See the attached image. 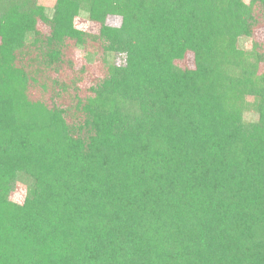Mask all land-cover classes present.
I'll use <instances>...</instances> for the list:
<instances>
[{
  "label": "trees",
  "instance_id": "16d2710c",
  "mask_svg": "<svg viewBox=\"0 0 264 264\" xmlns=\"http://www.w3.org/2000/svg\"><path fill=\"white\" fill-rule=\"evenodd\" d=\"M261 29L264 0H0V264H264Z\"/></svg>",
  "mask_w": 264,
  "mask_h": 264
},
{
  "label": "rangeland",
  "instance_id": "374dc122",
  "mask_svg": "<svg viewBox=\"0 0 264 264\" xmlns=\"http://www.w3.org/2000/svg\"><path fill=\"white\" fill-rule=\"evenodd\" d=\"M76 25L80 29L93 31V32L96 31V27L94 26V24L90 23L89 21L86 20V18L82 16L77 19ZM41 28L44 30L43 27ZM263 41H264V29H261V30L256 31V34L254 35L252 39H243V41H241V46L244 49H249L252 46V42L263 43ZM24 198H25V191L22 188L17 187L12 194V199L17 203H22L24 201Z\"/></svg>",
  "mask_w": 264,
  "mask_h": 264
}]
</instances>
